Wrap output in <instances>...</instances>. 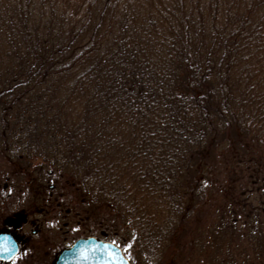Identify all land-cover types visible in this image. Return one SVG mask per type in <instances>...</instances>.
<instances>
[{"label":"trees","instance_id":"obj_1","mask_svg":"<svg viewBox=\"0 0 264 264\" xmlns=\"http://www.w3.org/2000/svg\"><path fill=\"white\" fill-rule=\"evenodd\" d=\"M248 137L264 145V0H0V151L108 208L119 226L91 217L132 264Z\"/></svg>","mask_w":264,"mask_h":264},{"label":"rangeland","instance_id":"obj_2","mask_svg":"<svg viewBox=\"0 0 264 264\" xmlns=\"http://www.w3.org/2000/svg\"><path fill=\"white\" fill-rule=\"evenodd\" d=\"M245 145L240 147L246 149V153L231 146L218 156L210 170L212 182L205 202L189 221V227L172 240L171 246L166 249H128L137 264H149L148 259L153 257H157L155 262L152 260L153 264H264V145L255 144L249 137ZM17 166V162L0 151V190L6 185V190L1 192L6 193L2 198L4 203L16 202L15 205L24 209L21 213L41 215L38 217L44 225L42 240L35 242L36 236L30 233L29 239L35 242L32 249H60L69 246L78 235L89 233L110 241L109 230L104 224L93 223L91 217L92 211L100 214L102 220L111 215L112 224L119 226L120 220L116 218L115 221L108 208L84 197L80 186L64 181L57 176L58 171L48 174L50 168L42 159H36L30 169L36 174L37 167L44 166V182L48 181L45 195L31 196L25 182L27 176L33 174ZM55 196L58 197L56 201L53 200ZM46 197L48 202H45ZM68 208L70 218L77 215L65 226L60 217ZM4 213L0 218H4ZM79 218L82 222L78 225ZM90 223L95 225L91 226L93 232H87L91 230ZM2 224L1 220L0 227ZM26 230L25 227L18 232L25 233ZM33 256L36 257L34 253Z\"/></svg>","mask_w":264,"mask_h":264},{"label":"flooded vegetation","instance_id":"obj_3","mask_svg":"<svg viewBox=\"0 0 264 264\" xmlns=\"http://www.w3.org/2000/svg\"><path fill=\"white\" fill-rule=\"evenodd\" d=\"M40 169H36V180L34 182H29V177L27 176V181L25 182V187L27 188V191L31 193V196H41L43 197V194L45 195V184L48 181L44 182V171L42 172ZM29 168H26L27 170ZM50 173V171H48ZM2 190H6V185L2 187ZM2 190H0V215H2L4 212V218H0V221L2 220V227H0V232H7L12 234L14 237L18 249H17V257H14L15 264H54L57 260L59 254L61 253L63 248L67 247L68 244L65 247H61L60 249H32L34 248L33 243L40 242L42 240V229L44 227L43 222L39 219L38 216L41 215H32L30 212L28 213H21V211H24V209H20L21 205H15L16 202H12L10 204H5L4 200L2 198H5L6 193L2 194ZM34 193V194H33ZM5 195V196H4ZM10 197V195H9ZM58 199L57 196L53 198L54 201ZM45 202H48V198H45ZM32 212V210H31ZM33 213V212H32ZM71 211L70 209H66L65 213L60 217V220H63L62 224L67 226L68 223H72L74 218L76 217V213L73 214L70 218ZM82 222V218H79L77 220V224ZM93 223H95L94 220H92ZM85 223V221H84ZM86 225V223H85ZM95 227L94 224H89V229L87 232L92 231V227ZM28 228V231L26 230L25 233L18 232L19 230H24V228ZM93 232V231H92ZM31 235L33 234L36 236L35 242H32V239H29ZM93 235L91 233L84 234V235H78L74 239L71 240L70 245L80 237H87ZM40 239V241H39ZM29 249H24V248ZM33 253L36 257L33 256ZM0 264H12L11 261L7 259H0Z\"/></svg>","mask_w":264,"mask_h":264},{"label":"water","instance_id":"obj_4","mask_svg":"<svg viewBox=\"0 0 264 264\" xmlns=\"http://www.w3.org/2000/svg\"><path fill=\"white\" fill-rule=\"evenodd\" d=\"M0 235H8L16 243L12 234L0 232ZM17 245V243H16ZM18 249V245H17ZM84 252L86 258L80 253ZM7 255V254H5ZM54 264H130L121 248L116 244L103 241L95 236L79 238L59 254Z\"/></svg>","mask_w":264,"mask_h":264},{"label":"snow or ice","instance_id":"obj_5","mask_svg":"<svg viewBox=\"0 0 264 264\" xmlns=\"http://www.w3.org/2000/svg\"><path fill=\"white\" fill-rule=\"evenodd\" d=\"M7 254V255H5ZM82 258H86L84 252L80 253ZM14 257H17V245L8 235H0V259H7L15 264Z\"/></svg>","mask_w":264,"mask_h":264}]
</instances>
